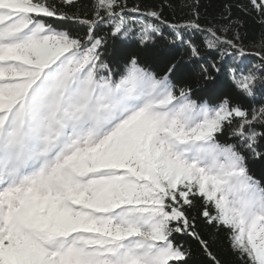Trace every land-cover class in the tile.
<instances>
[{
	"label": "snow or ice",
	"instance_id": "snow-or-ice-1",
	"mask_svg": "<svg viewBox=\"0 0 264 264\" xmlns=\"http://www.w3.org/2000/svg\"><path fill=\"white\" fill-rule=\"evenodd\" d=\"M59 5L75 8L78 0ZM197 5L183 23L143 13L160 23L140 21V43L162 36L164 26L198 58L185 33L203 30L208 49L249 55L231 5L224 23L206 29ZM236 7L264 25V0ZM140 11L127 0H92L88 18L49 0H0V264H187L175 234L192 237L209 264H220L188 215L196 199L241 264H264V184L247 165L248 153L264 159L257 131L264 104L249 111L227 99L199 103L173 84L175 66L158 77L134 58L117 79L95 30L107 18L111 34L126 37L127 14ZM45 18L86 25L87 34L74 37ZM261 49L259 65L230 70L248 97L264 85V41ZM226 128L237 143L219 141Z\"/></svg>",
	"mask_w": 264,
	"mask_h": 264
},
{
	"label": "trees",
	"instance_id": "trees-1",
	"mask_svg": "<svg viewBox=\"0 0 264 264\" xmlns=\"http://www.w3.org/2000/svg\"><path fill=\"white\" fill-rule=\"evenodd\" d=\"M56 3L58 8L69 15L79 14L88 18L92 17V0H78L75 8L59 5V0H49ZM196 0H127V8L139 7L140 13H128L129 25L132 31L126 39L111 34V27L107 18L100 23L95 30V35L102 37L105 41L101 49L103 60L117 74H122L131 59H136L140 66L147 68L158 77L164 75L169 68H173L170 79L177 89L190 88L192 98L199 103H208L216 106L227 99L231 105L240 106L244 110H251L264 104V85L259 82L256 85L255 97L242 94L233 83L230 70L232 68L247 71L254 65H259V57L255 55L260 52L261 43L264 41V25L259 22V17L253 14H245L237 4H246L247 0H198L199 23L202 29L213 25L224 23L221 15L225 11V5H231L233 18L241 20L239 27L238 43L249 55L246 57H235V51L231 48L208 49L205 45L206 32L189 30L185 38L196 46L200 57L191 56L190 49L186 45L172 42L171 29L162 26L163 35L157 36L147 44H141L132 38L135 37L137 20H148L159 24L152 18L145 17L143 13L148 11L161 12V18L168 23H183L192 18L190 5ZM58 30H67L74 37L84 38L87 34V26L72 20H58L56 18H45ZM233 33H228L231 39ZM223 53V54H222ZM201 64L208 68L207 77L201 71ZM215 64L219 71L211 67ZM232 129L226 128L223 135L218 137L221 143H237L231 137ZM257 131L264 129L257 128ZM259 150L264 152V140L259 142ZM247 165L249 173L264 184V159L254 158L251 153L247 154ZM201 203L195 200V207L189 210L188 215L196 217L197 231L207 240L211 251L220 261V264H241L240 260L233 254L229 247L228 238L223 230H218L207 224L200 216ZM174 242L181 245L189 255L187 264H209V258L204 253L200 244L186 234H175Z\"/></svg>",
	"mask_w": 264,
	"mask_h": 264
},
{
	"label": "rangeland",
	"instance_id": "rangeland-1",
	"mask_svg": "<svg viewBox=\"0 0 264 264\" xmlns=\"http://www.w3.org/2000/svg\"><path fill=\"white\" fill-rule=\"evenodd\" d=\"M140 21H142V20H141V19L137 20V26L134 28L135 31H136V35H135L134 38H132V39L137 40V41H139V22H140ZM122 38H123V39H126L127 36L125 37V36L122 35ZM139 42H140V41H139Z\"/></svg>",
	"mask_w": 264,
	"mask_h": 264
}]
</instances>
